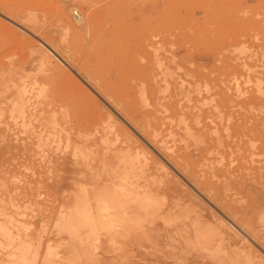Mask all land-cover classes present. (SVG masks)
Instances as JSON below:
<instances>
[{
    "label": "rangeland",
    "instance_id": "1",
    "mask_svg": "<svg viewBox=\"0 0 264 264\" xmlns=\"http://www.w3.org/2000/svg\"><path fill=\"white\" fill-rule=\"evenodd\" d=\"M39 37L69 65L54 58V71L36 70L30 61ZM21 83L34 94L44 87L42 103L30 111H57L61 145L52 136L47 141L57 151L41 145L38 133L48 129L37 123L0 124V264L25 246L30 264H264V0H0V90ZM76 145L92 148L93 157L122 150L121 172L95 168L99 158H76ZM145 156L155 159L154 174L167 190H182L184 198L189 191L216 210L198 192L211 190L228 208L247 212L252 242L236 231L239 242L220 251L228 257L211 260L212 250L199 244L216 237L215 221L195 231L193 212L183 208L161 223L172 227L167 242L160 240L171 239L169 248L148 252L143 239L113 238L99 211H124L115 196L136 189L131 183L141 180L136 165ZM119 178L126 192L115 191ZM63 213L79 234H56ZM90 227L95 234L85 236Z\"/></svg>",
    "mask_w": 264,
    "mask_h": 264
},
{
    "label": "bare ground",
    "instance_id": "2",
    "mask_svg": "<svg viewBox=\"0 0 264 264\" xmlns=\"http://www.w3.org/2000/svg\"><path fill=\"white\" fill-rule=\"evenodd\" d=\"M27 15V14H26ZM21 19V18H20ZM78 20V24L79 25H83V18L81 16L77 17ZM75 25V24H74ZM22 27V26H21ZM25 28V27H24ZM29 32L30 30L27 29ZM40 38V37H39ZM33 42V41H32ZM40 42L39 44H41V46H38L33 54V57L31 59L30 62H36L37 64V68L36 70H39L40 72H49L52 71L56 65L57 62H63V64L65 65H69L68 64V59L67 57H64V55H62V53L59 52L58 48L55 45H51V43H48L46 41H44L43 39L40 38ZM22 43V42H21ZM34 43V42H33ZM32 43V44H33ZM37 44V43H36ZM31 45V44H30ZM56 58L58 61L56 62L54 59ZM34 59V60H33ZM30 60V59H28ZM33 60V61H32ZM59 63V64H61ZM26 64V63H25ZM34 64V63H33ZM27 65V64H26ZM25 65V67H26ZM29 65V63H28ZM30 67H34V65L32 66V64L29 65ZM28 69V74H34L32 73L33 71H30L29 73V69L28 67H26ZM35 68V67H34ZM31 70V69H30ZM64 70V68H63ZM27 71V70H26ZM54 71V70H53ZM56 71V69H55ZM37 72V71H36ZM35 72V73H36ZM61 72V71H60ZM35 75V74H34ZM85 82H87L85 80ZM37 83V82H36ZM33 84V83H32ZM29 85V84H27ZM24 83L15 85L11 88H5V89H1L0 90V124L4 123L3 126L5 124H7L10 121H13L15 123H20L23 126H28L31 125L32 123H37L40 128H44V129H48L46 136H44L43 133V129L40 133H38V137L40 140L39 142H41V145L47 147L48 149L53 150L54 152L57 151V148L61 145L60 142V138L61 135L56 132L57 129V124H59V118L57 116V111H53L50 114H45V113H40V115L38 113H34L32 111H30L29 106H35L37 104H41L42 100L40 99L42 96H45V94L42 93V91L44 92V87H42V91L38 90V92L34 93H30V91H28L26 89V86ZM31 85V84H30ZM36 85V84H35ZM37 86V85H36ZM33 87V86H32ZM31 87V89H32ZM29 88V87H28ZM37 88V87H36ZM84 88V87H83ZM260 88V87H259ZM30 90V89H29ZM33 92V90H31ZM36 91V90H35ZM30 94H29V93ZM87 92V91H85ZM55 93V92H54ZM90 95V99L92 100L94 98L93 95H91L92 93L88 92ZM257 93V92H256ZM262 93V92H261ZM50 94V93H49ZM57 94V93H56ZM53 95V94H52ZM59 96V94H57ZM254 95V94H253ZM258 95V94H257ZM52 97V96H51ZM57 97V96H55ZM61 97V96H60ZM68 97V96H67ZM79 97V96H78ZM45 98V97H44ZM43 98V99H44ZM72 98V97H71ZM110 98V97H109ZM114 98V97H113ZM54 99V97L52 98V100ZM59 99V98H58ZM86 99V98H85ZM46 100V99H45ZM88 100V99H87ZM112 101V100H111ZM241 101V100H240ZM55 102V101H54ZM51 103V104H54ZM144 102H147L146 100H144ZM264 102V101H263ZM65 103V102H63ZM116 103V102H114ZM126 103V102H125ZM57 104V103H56ZM59 104V103H58ZM62 104V103H61ZM146 104V103H145ZM221 104V103H220ZM50 105V104H48ZM69 105V104H68ZM72 105V104H71ZM115 105V104H114ZM119 105V104H117ZM116 105V106H117ZM126 105V104H125ZM250 105V104H249ZM42 106V105H41ZM51 106V105H50ZM54 106V105H53ZM56 106V105H55ZM246 106V105H245ZM251 106V105H250ZM62 107H66L62 106ZM69 107V106H68ZM73 107V105H72ZM107 107V106H106ZM119 107V106H118ZM258 107V106H257ZM36 108V106L34 107ZM40 108V107H39ZM54 108V107H53ZM52 108V109H53ZM62 109L64 115L67 116L68 111H66V109ZM67 108V107H66ZM74 108V107H73ZM108 108V107H107ZM46 109H50L47 108ZM56 110V108H54ZM124 111H126L127 113V108H123ZM34 110V109H33ZM42 110V109H41ZM73 110V109H72ZM70 110V111H72ZM114 110V108H113ZM260 111V110H259ZM51 112V111H50ZM100 112V110H99ZM72 113V112H71ZM89 113V112H88ZM101 113V112H100ZM112 113V112H111ZM116 113V112H115ZM124 113V112H123ZM252 113V112H251ZM264 113V112H262ZM248 114V113H247ZM60 115V114H59ZM90 115V114H88ZM125 115V113H124ZM263 115V114H261ZM65 116V117H66ZM69 116V115H68ZM264 116V115H263ZM128 117V115H127ZM62 118V117H61ZM122 118V117H121ZM129 118V117H128ZM259 118V117H258ZM67 119V118H66ZM69 119V118H68ZM89 119V118H88ZM109 119V117L107 118ZM63 120L65 121V119L63 118ZM115 120V119H114ZM263 120V119H262ZM102 121V120H101ZM134 121V119H133ZM240 121V120H239ZM61 122V121H60ZM221 122V119H220ZM236 122V121H235ZM241 122V121H240ZM97 123V122H96ZM99 123V122H98ZM102 123V122H101ZM126 124V123H125ZM128 124V123H127ZM134 124L136 125V122L134 121ZM230 124V123H229ZM228 124V125H229ZM92 125V124H91ZM114 124H111V128L114 129L113 127ZM130 125V124H129ZM2 126V127H3ZM34 126H36V124H34ZM59 126V125H58ZM93 126V125H92ZM139 126V125H138ZM137 126V128H138ZM90 127V126H89ZM229 127V126H228ZM110 128V129H111ZM133 128V127H132ZM23 129V127H22ZM34 129V128H32ZM31 129V131H32ZM91 129V128H90ZM95 129V127H94ZM113 131V133L116 131ZM142 129V128H141ZM11 130V128H10ZM92 130V129H91ZM96 130V129H95ZM144 130V129H143ZM111 131V132H112ZM3 132V131H2ZM6 132V130H5ZM4 132V133H5ZM19 132V131H18ZM33 132V131H32ZM95 132V131H94ZM94 132H91V134L94 135ZM131 132V131H130ZM232 132V131H231ZM110 133V132H109ZM144 133V132H143ZM36 134V133H35ZM116 134V133H115ZM113 134V136L115 135ZM125 134V133H123ZM133 134V133H132ZM230 134V132H229ZM134 135V134H133ZM140 135V134H139ZM52 136L54 137V139L57 137L59 139V143H57V146L55 144L54 148L51 144H49V142L47 141L48 138ZM92 136V135H91ZM95 140H99L101 141H106L107 140V135L102 133L100 136L95 134L94 135ZM110 136V135H109ZM117 136V135H116ZM115 136V137H116ZM123 136V135H122ZM126 136V134H125ZM45 137H47L45 139ZM114 137V138H115ZM136 137V136H135ZM134 137V138H135ZM151 143H157V139L151 135ZM94 138H91L92 140H94ZM117 138V137H116ZM115 138V140H116ZM119 138V137H118ZM124 138V136H123ZM126 138V137H125ZM90 139V138H89ZM90 139V140H91ZM111 139V138H110ZM126 139H131L130 138H126ZM138 139V138H137ZM220 139V138H219ZM114 140V142H115ZM125 141V140H124ZM127 141V140H126ZM123 142L124 144L126 143ZM131 141V140H130ZM146 141V140H145ZM222 141V140H221ZM53 142V141H51ZM118 142V140H117ZM116 142V143H117ZM219 142V141H218ZM38 143V142H37ZM128 143V142H127ZM22 144V143H21ZM39 144V143H38ZM156 145V144H155ZM42 146V147H43ZM163 147V144L161 145ZM252 147V146H251ZM36 148V147H35ZM40 148V147H39ZM68 148V147H66ZM43 149V148H41ZM85 148L83 146H80V148L78 147V145L74 146V148H72L71 153L73 156L80 157V155H82V157H85V159L90 158L94 159V158H99L102 163L99 165L94 164L95 168H97L98 166H101L103 168V170H105L104 172H121V168H122V163L124 161V156H122V154L120 153L122 150H118L116 152V154L114 155H100L99 157H93V151L92 148H88L86 150H84ZM219 149V148H218ZM217 149V150H218ZM256 150V149H255ZM29 153V152H28ZM33 153V152H32ZM41 153L42 150H41ZM79 154V155H78ZM135 154V153H134ZM154 154V153H153ZM33 157V155H31ZM35 156V154H34ZM138 156V155H137ZM222 156V155H221ZM143 157V156H142ZM51 158V156H50ZM259 158V157H258ZM50 160V159H49ZM113 161V162H112ZM153 161H155L154 158L152 157H147L145 156V158L140 161L137 165H136V169L138 172H140V176H141V180L140 181H136L135 183L132 182L131 185L135 186L136 189L132 190L129 192L128 195H125L124 193H122L121 195H116L115 197V201H122L123 203L121 205H123L124 211L120 212V213H112L110 214V212L108 211L107 213H103V211H99V215L102 216L105 214V216H107L109 218V222L107 223L108 225V232L111 234V236L113 238H117L119 236H129L130 237H135V238H139V239H143L145 244V248L147 249V251L149 252L150 250H154L157 248H160V250L162 249L161 247H164V238L167 235H170L172 227L170 226H164V224H161L162 222H168L169 221V216L173 215L174 213L177 212V210L179 209H186L188 211L193 212L192 215H190V220L193 229L196 231L197 229H200V226H203L205 223H209L212 224L214 221V223H216L214 229L216 231V237L214 238H209L207 240H205L203 243L199 244L200 248H203L204 250H212V252L210 253V255L212 254V259L211 260H215V261H222V254L220 251L223 250L224 248L226 249V245L231 244L232 242L236 241L239 242V240L241 239V237L238 235L237 232H241L242 233V237L243 235L245 236V238L247 237L248 242H252L250 235L248 233V231L246 230V227H244V221L248 220V216L249 214L243 213L241 211H238L232 207L228 208V205L224 202V199H222V197H218L216 196V194H212V191H208L207 193H203V190L199 189L198 192H200V194L202 193L207 200L209 199V201L211 202V204L215 205L214 207H216L217 212H219L221 215H217L216 210L211 209L210 207H208L207 205H205L204 203L201 202V200L198 198V196L194 195L193 193L186 191V198L183 197L182 194V190H174V187L171 188H166L165 183L163 184L162 181H158L156 179V176L154 174V172H156L157 170L155 169V165L153 164ZM127 162V161H126ZM259 164V163H258ZM166 168V167H165ZM207 168V167H206ZM164 169V168H163ZM71 171V170H70ZM167 171V170H166ZM99 172V171H98ZM136 172V171H135ZM108 175L110 173H107ZM158 174V173H157ZM166 175V174H165ZM116 176V175H113ZM232 176V175H231ZM80 177V176H79ZM118 177V176H117ZM167 177V176H166ZM201 178V177H200ZM224 178V177H222ZM231 178V177H230ZM234 179V177H232ZM236 178V177H235ZM50 179V178H49ZM48 179V180H49ZM230 181V180H228ZM227 181V182H228ZM131 182V181H130ZM172 182V181H171ZM226 183V182H225ZM253 184H255L252 181ZM172 184V183H171ZM229 184V183H227ZM119 185H120V189H115V191H121V192H126L125 189H123L126 185L127 182L125 179H121L119 178ZM257 185V184H255ZM240 186V185H239ZM261 185H259L260 187ZM48 187V186H47ZM226 188V187H225ZM44 189V188H43ZM235 189V188H234ZM261 190V189H260ZM17 191V190H16ZM173 192V194H171ZM218 193V192H217ZM250 194H252V191H249ZM122 196V197H120ZM203 196V197H204ZM262 196V194H261ZM261 199H263V197H261ZM171 197V198H170ZM226 197V196H225ZM123 198V199H122ZM8 199L10 200V198L8 197ZM255 199V198H254ZM260 199V200H261ZM258 200V199H257ZM98 204L97 206L104 209V206H108L105 202V200H103L101 197L97 198ZM264 201V200H263ZM209 202V203H210ZM240 202V201H239ZM125 203V204H124ZM246 203V202H245ZM107 208V207H106ZM60 213H58L59 216ZM255 213H253L250 217H252V219H254ZM183 216V215H181ZM219 216V217H218ZM264 216V215H263ZM261 218H264V217ZM211 217V218H209ZM225 218L226 221H229V224L223 219ZM75 219V218H74ZM251 219V221H252ZM172 220V219H171ZM212 220V221H209ZM218 220V221H216ZM72 221L73 220H69L66 216V213H63L60 217L59 220L56 224L57 229L56 230V234H62L64 232L66 233H71L72 235H76L79 234V231L77 230V226L72 225ZM255 221V220H253ZM252 221V222H253ZM263 221V220H261ZM75 222V221H74ZM1 223V222H0ZM208 225V224H207ZM1 226H3L1 224ZM8 227V226H7ZM208 227V226H206ZM94 227H90L89 230H86L85 232H83V234H85V236H87L88 234H95V230L93 229ZM202 229V228H201ZM9 230V229H7ZM211 230V229H210ZM213 230V229H212ZM2 231V230H1ZM6 231V230H5ZM203 231V230H202ZM237 231V232H236ZM213 232V231H212ZM203 233V232H201ZM2 235V234H1ZM12 235V234H10ZM68 235V234H67ZM204 235V234H203ZM255 235V234H254ZM253 236V233H252ZM256 236V235H255ZM253 236V237H255ZM4 237V236H3ZM6 237V236H5ZM13 237V236H11ZM69 237V236H68ZM78 237V236H77ZM132 237V238H133ZM196 237V236H195ZM88 238V237H87ZM163 238V239H162ZM7 239V237H6ZM10 239V238H9ZM15 239V238H14ZM18 239V238H17ZM162 239L161 243L160 240ZM5 240V239H4ZM250 240V241H249ZM10 241V240H9ZM53 241V240H52ZM247 241V240H246ZM5 242V241H4ZM3 242V243H4ZM59 242V240H58ZM171 239H170V244H166L167 247L168 246H172L171 244ZM22 243V242H21ZM61 243V242H60ZM245 243V240H244ZM244 243H242L244 245ZM14 244V242H13ZM26 244V243H25ZM62 244V243H61ZM70 244V243H69ZM164 244V245H163ZM247 244V242L245 243ZM2 245H7L8 244H2ZM22 245V244H20ZM19 245V247H20ZM30 245V244H29ZM63 245V244H62ZM165 245V246H166ZM248 245V244H247ZM253 245V243H252ZM257 245V244H256ZM260 245V243L258 244ZM238 247L240 245H237ZM254 246V245H253ZM251 246V244L247 247L245 245V247H247L249 250H252L253 252L255 251L254 247ZM262 246V243H261ZM260 246V247H261ZM12 249V246H10ZM31 247V246H29ZM28 246L22 247V248H18L15 250H18L16 253L14 254H9V258L6 259L3 264H8L9 262L12 263H16V264H30L31 262L34 261V257H30L28 254ZM75 248L72 247V249L76 250V246H74ZM87 247V246H86ZM90 247V246H89ZM228 247V246H227ZM244 247V248H245ZM6 248V247H5ZM169 248V247H168ZM174 249L175 246L173 245ZM230 248V247H229ZM240 249L241 246L239 247ZM243 248V249H244ZM8 249V248H7ZM224 249V250H225ZM239 249V251H240ZM258 249V248H257ZM74 250V251H75ZM90 250V248H89ZM158 250V251H160ZM171 250V249H170ZM169 250V251H170ZM235 250V249H234ZM259 250V249H258ZM70 251V250H69ZM146 251V250H145ZM168 251V249L166 250ZM226 251V250H225ZM236 251V250H235ZM72 252V251H71ZM241 253H243V251H240ZM257 253V250L255 251ZM64 253V252H63ZM68 253V252H67ZM146 253V252H145ZM162 253V252H161ZM167 253V252H166ZM165 253V254H166ZM66 254V253H65ZM74 254V253H73ZM84 254V253H83ZM87 254V252H86ZM90 254V253H89ZM88 254V256H89ZM148 254V253H147ZM152 254V253H151ZM154 254V253H153ZM174 254V253H173ZM227 256V253H224ZM223 254V255H224ZM253 254V253H251ZM260 254V253H259ZM35 255V254H33ZM167 255V254H166ZM169 255V254H168ZM172 255V254H171ZM175 255V254H174ZM254 255V254H253ZM264 255V254H263ZM78 256V253H77ZM82 256V255H81ZM153 256V255H152ZM225 256V257H226ZM237 256V255H236ZM83 257V256H82ZM228 257V256H227ZM226 257V258H227ZM247 257H251V256H247ZM245 257L246 260H243V262L245 261H249L248 258ZM93 258V257H92ZM238 258V257H237ZM240 258V257H239ZM243 258V257H241ZM240 258V259H241ZM253 258V257H252ZM259 258V257H258ZM263 258V257H262ZM229 259V258H228ZM232 260V259H231ZM232 264L231 261H228L227 264ZM251 262V261H250ZM87 263V262H86ZM89 263V262H88ZM246 263V262H245ZM248 263V262H247ZM240 264V261H239Z\"/></svg>",
    "mask_w": 264,
    "mask_h": 264
}]
</instances>
